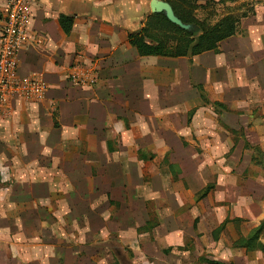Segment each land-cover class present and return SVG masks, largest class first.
I'll use <instances>...</instances> for the list:
<instances>
[{"label": "crops", "instance_id": "obj_1", "mask_svg": "<svg viewBox=\"0 0 264 264\" xmlns=\"http://www.w3.org/2000/svg\"><path fill=\"white\" fill-rule=\"evenodd\" d=\"M207 1L228 0L196 6ZM245 1L255 2L251 30L238 37V27L218 53L174 59L141 57L128 42L160 0H24L16 70L44 93L12 101L0 118V175H8L0 181V264H85L86 256L100 264L113 259L116 240L142 252L153 241L164 252L183 249L185 237L192 245L183 254L205 253L206 264H264L259 248L239 246L264 222V177L247 171L252 155L240 163L246 144L229 134L244 129L239 113L264 103V0ZM60 17L72 21L66 34ZM78 64L95 69V85L70 84ZM208 103L224 110L214 116L222 124L205 115ZM218 147L238 153L229 158L236 162L206 164ZM164 156L172 169L159 166ZM207 186L203 199L220 207L194 203ZM257 244L264 248V227Z\"/></svg>", "mask_w": 264, "mask_h": 264}, {"label": "rangeland", "instance_id": "obj_2", "mask_svg": "<svg viewBox=\"0 0 264 264\" xmlns=\"http://www.w3.org/2000/svg\"><path fill=\"white\" fill-rule=\"evenodd\" d=\"M162 3H165L168 5L167 2L160 0ZM242 1V2H241ZM196 2V0H195ZM251 1H245V0H228L226 2H214V1H207V3L202 6V7H195L196 9L194 10V16L197 20L199 21H203L205 23H207L208 25H213L215 24L217 21H219L222 17L226 16V15H233L236 17L240 18V24H239V29H241L242 33H238V37L243 34V31H249V29L251 30V23L248 20V22H246L247 18H251L254 12V1H252V3H250ZM228 3V5H226ZM233 6H231L232 4H234ZM250 26V27H249ZM190 27H188V29L186 31H189ZM243 49L247 50L246 47H244ZM260 61L258 62V65H260V72H259V76L261 77V81L260 84L264 85V60L261 61V59H259ZM254 65H257V63H254ZM256 69V67H254ZM264 90V88L262 89ZM206 96V95H205ZM261 100L264 99V91H262V96H261ZM206 106V112L205 115L207 116H211L213 118V121L215 122L216 118H214V116H219L224 110L222 108L216 107V106H211L210 103H208ZM244 115L243 118V125H244V129L238 130L235 133H229L230 134V139L232 140V142L234 143V145H238L239 147H241L244 144L249 145L250 147H255L258 148L260 154L263 156L264 158V103L262 105H259L257 107H248L247 109H245L242 113H239V115ZM234 115H230L228 116V121L231 123L233 122L235 119L233 118ZM1 118V117H0ZM215 119V120H214ZM217 123L222 124L220 122V120L217 118ZM235 122V121H234ZM193 143L196 145V147L199 146L198 143V139H193ZM221 147H218L217 152L214 153H210V154H205V157H203V153L202 151H200L199 149H197V154L199 156L202 155V159H204L205 162H207L206 164H210L215 158L217 162L221 163V162H229L231 163H235L238 159L239 154H234V152L230 151H224V150H220ZM246 152H242L240 154V163L243 161L244 155H252V150L250 148H245ZM256 155V154H255ZM233 159H229L232 158ZM257 159L259 160V156L257 155ZM160 162L161 159H159ZM253 164V162H251ZM254 166L253 170H250V168L247 169V171L252 172L253 175H261L264 177V170L256 165H252ZM150 166V165H148ZM150 171H154L153 167H150ZM6 177H8V175H6L4 178L0 175V181L1 179H5ZM7 182V181H6ZM2 184H0V189H2L1 187ZM243 185V184H242ZM212 191L208 192L207 194L211 195ZM206 197V196H205ZM203 197V198H205ZM200 198V195H196L194 197V203L198 204L201 202L202 205H215V207H220V203H217L214 201V199H210L209 197L206 199V201ZM203 199V200H202ZM208 200V201H207ZM209 202V203H208ZM161 205V207L164 206V202L160 201V203L158 202L156 204L157 205ZM225 203H221V205H223ZM147 208L149 209V214L150 215V219H155V215L156 213H152L153 211V203L150 202V204H148ZM155 214V215H154ZM181 225L183 228H188L191 225V220H187V219H182L181 221ZM130 235H133V233L131 232ZM187 236V235H185ZM130 238V237H129ZM188 237H185L186 241L185 244L186 250L187 248L192 245V243L188 242L187 239ZM227 239V238H226ZM132 244H135V240H131ZM153 242V241H152ZM147 246L144 248V251L142 252V247L140 246L141 250L140 251H131V249L129 248V246H131L130 244H124L122 243L120 240H116L113 242L114 244V249H113V259L109 260L108 262L105 263H100V264H206L204 263V257L206 256L205 253H201L198 252L197 255H184L182 249H176V248H170L168 250H159L157 247V244H152ZM197 242V241H196ZM189 243V244H187ZM198 243V242H197ZM201 244V246H203V241L201 240L199 242ZM234 250H238V249H234ZM73 252V250H70ZM240 250H239V254H240ZM202 254V255H200ZM86 253H81V251L79 252V258L82 256H85ZM254 255H251V257H253ZM71 260V259H70ZM74 259L72 261V263L70 264H77L75 263ZM92 260L91 258H87V256L84 258V263L85 264H92Z\"/></svg>", "mask_w": 264, "mask_h": 264}, {"label": "trees", "instance_id": "obj_3", "mask_svg": "<svg viewBox=\"0 0 264 264\" xmlns=\"http://www.w3.org/2000/svg\"><path fill=\"white\" fill-rule=\"evenodd\" d=\"M168 3L174 17L182 25L190 27L182 29L168 20L163 13H154L147 17L143 28L136 34L128 36L129 44L135 48L137 54L141 57H164V58H186L188 56H197L206 52L218 53V45L222 41L233 37L238 29L240 18L227 15L221 18L213 25H208L203 21H199L194 16L196 6L195 0H162ZM196 7V8H195ZM72 21L69 18L60 17L59 25L66 34L71 27ZM204 101L205 98L202 95ZM207 103V101L205 102ZM218 106L217 104H214ZM245 148L252 150V159L254 165L264 170V158L260 154L258 148L245 145ZM256 154V155H255ZM259 156V160L257 159ZM139 158L145 162H152L155 156L152 154H141ZM156 161V160H155ZM161 166L168 165L166 156H164ZM175 180V179H174ZM176 181V180H175ZM211 186H207L200 194L203 198L211 190ZM264 227V222L253 231L246 240H241L246 250L253 251L259 248L264 253V248L257 244L258 235ZM221 229V228H220ZM185 246L182 250H186ZM214 264V263H208Z\"/></svg>", "mask_w": 264, "mask_h": 264}, {"label": "built area", "instance_id": "obj_4", "mask_svg": "<svg viewBox=\"0 0 264 264\" xmlns=\"http://www.w3.org/2000/svg\"><path fill=\"white\" fill-rule=\"evenodd\" d=\"M28 16L24 0H8L0 30V117L14 100H36L41 98L44 87L34 77L22 78L16 70V60L26 40ZM68 81L74 86L96 84L95 69L74 65L68 71Z\"/></svg>", "mask_w": 264, "mask_h": 264}, {"label": "water", "instance_id": "obj_5", "mask_svg": "<svg viewBox=\"0 0 264 264\" xmlns=\"http://www.w3.org/2000/svg\"><path fill=\"white\" fill-rule=\"evenodd\" d=\"M153 11H155L154 13H163L168 20L173 22L178 27L182 29H188L187 26L182 25L179 21L176 20L170 7L167 4L162 3V2L155 3Z\"/></svg>", "mask_w": 264, "mask_h": 264}]
</instances>
